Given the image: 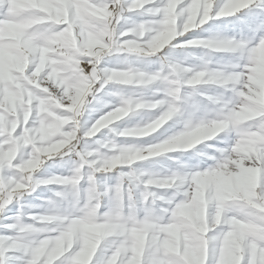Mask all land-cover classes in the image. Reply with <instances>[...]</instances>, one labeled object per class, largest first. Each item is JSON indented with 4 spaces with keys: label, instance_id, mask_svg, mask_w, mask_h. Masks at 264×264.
<instances>
[{
    "label": "clouds",
    "instance_id": "1",
    "mask_svg": "<svg viewBox=\"0 0 264 264\" xmlns=\"http://www.w3.org/2000/svg\"><path fill=\"white\" fill-rule=\"evenodd\" d=\"M0 264H264V0H0Z\"/></svg>",
    "mask_w": 264,
    "mask_h": 264
}]
</instances>
